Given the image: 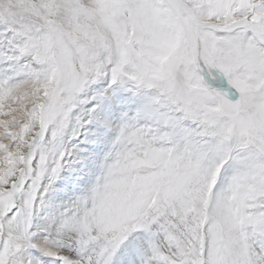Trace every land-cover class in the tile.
<instances>
[{
	"label": "snow or ice",
	"instance_id": "6c2138e0",
	"mask_svg": "<svg viewBox=\"0 0 264 264\" xmlns=\"http://www.w3.org/2000/svg\"><path fill=\"white\" fill-rule=\"evenodd\" d=\"M0 264H264V0H0Z\"/></svg>",
	"mask_w": 264,
	"mask_h": 264
}]
</instances>
